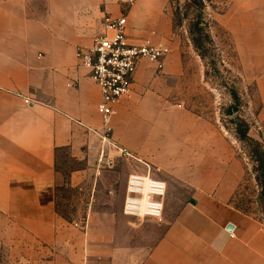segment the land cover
<instances>
[{"label":"crops","instance_id":"1","mask_svg":"<svg viewBox=\"0 0 264 264\" xmlns=\"http://www.w3.org/2000/svg\"><path fill=\"white\" fill-rule=\"evenodd\" d=\"M165 2L135 0L124 10L120 0H0V264H264V225L230 203L236 179L227 164L200 166L204 159L188 158L196 152L188 149L185 164L165 169L169 94L183 75L174 48L161 70L139 63L131 93L115 105L114 145L99 135L101 91L76 49L103 33L105 15L123 11L131 43L172 48ZM205 149L201 155L214 154ZM61 151L85 163L71 173V187L93 173L106 190L102 163L120 169L118 212L91 211L86 228L65 222L57 213ZM136 160L163 166L186 192L168 184L153 242L141 241L123 213Z\"/></svg>","mask_w":264,"mask_h":264},{"label":"rangeland","instance_id":"2","mask_svg":"<svg viewBox=\"0 0 264 264\" xmlns=\"http://www.w3.org/2000/svg\"><path fill=\"white\" fill-rule=\"evenodd\" d=\"M132 2L120 0L124 10ZM162 13L171 20V49L179 53L183 64V75L169 94L168 123L162 132L167 143L165 169L185 164L188 149L196 151L188 158L204 159L200 166L227 164L236 179L231 184L230 203L264 225V203L253 164L238 140L239 129L246 125L249 136L264 143V0H166ZM207 147L214 148V154L201 155ZM111 162L101 165L106 190H100L103 182L93 173L80 186L71 187V173L85 163L67 151L59 153L57 213L65 222L86 228L89 212L119 211L122 196L117 187L122 173ZM148 164L160 171L155 176L165 179L174 194L184 192L181 187L175 189L176 183L163 166ZM132 165L137 172L145 169L137 160ZM128 218L134 231H140L141 241L159 238L156 221Z\"/></svg>","mask_w":264,"mask_h":264},{"label":"built area","instance_id":"3","mask_svg":"<svg viewBox=\"0 0 264 264\" xmlns=\"http://www.w3.org/2000/svg\"><path fill=\"white\" fill-rule=\"evenodd\" d=\"M103 25V33L90 46L77 47L75 55L79 65L90 72L91 78L100 88L101 101L97 111L103 130L99 135L103 142L114 145L111 142V125L116 115L115 105L131 93L139 63L148 61L161 70L163 61L171 54V48L150 41L131 43L126 33V15L115 17L107 14ZM123 156L131 157L125 152ZM138 162L145 169L143 172L134 171L128 176L123 213L138 220L152 219L162 223L168 184L155 176L156 172H160L158 169L141 160ZM75 226L78 227L77 224Z\"/></svg>","mask_w":264,"mask_h":264},{"label":"trees","instance_id":"4","mask_svg":"<svg viewBox=\"0 0 264 264\" xmlns=\"http://www.w3.org/2000/svg\"><path fill=\"white\" fill-rule=\"evenodd\" d=\"M238 140L244 145L251 159L255 179L260 188V199L264 203V143L251 138L246 125L239 129Z\"/></svg>","mask_w":264,"mask_h":264},{"label":"water","instance_id":"5","mask_svg":"<svg viewBox=\"0 0 264 264\" xmlns=\"http://www.w3.org/2000/svg\"><path fill=\"white\" fill-rule=\"evenodd\" d=\"M227 230H228L229 232H231V231L233 230V226L228 225Z\"/></svg>","mask_w":264,"mask_h":264}]
</instances>
